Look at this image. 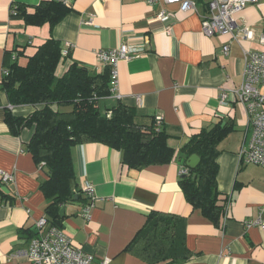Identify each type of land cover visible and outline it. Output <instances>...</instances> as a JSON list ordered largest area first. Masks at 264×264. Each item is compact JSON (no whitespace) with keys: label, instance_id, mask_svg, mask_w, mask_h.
Instances as JSON below:
<instances>
[{"label":"crops","instance_id":"0c3cea01","mask_svg":"<svg viewBox=\"0 0 264 264\" xmlns=\"http://www.w3.org/2000/svg\"><path fill=\"white\" fill-rule=\"evenodd\" d=\"M41 1L50 0H0V83L17 52L28 53L50 37L68 56L58 73L72 62L101 73L105 66L98 62V52L141 45L143 53L117 63L119 99L110 96V107L120 103L131 108L140 127L160 117L166 143L175 152L169 164L136 170L122 163L119 151L105 145L73 146L74 187L85 199L83 185L91 184L96 201L87 219L81 215L85 203L65 205L61 232L96 264H169L148 263L128 246L150 212L171 214L185 219V246L191 258L184 264H264V228L254 225H264V168L239 162V151L250 135L246 110L233 94L241 83L244 54L264 51L257 39L264 33V0L235 16V39L203 35L200 16L209 0H197L196 12L148 0H54L70 12L52 29L26 26L13 13L16 5ZM162 10L171 14L166 22L156 19ZM88 20L90 25L85 24ZM242 27L253 31V40L242 39ZM222 93L225 104L219 103ZM7 110L24 118L34 107L11 106L0 92V172L13 176V182L0 184V264H31L10 259V254L27 247V236L39 219L50 221L40 189L47 171L25 149L31 131L10 133L4 122ZM215 125L229 128L217 146V189L229 200L217 225L192 209L178 186L180 150L192 136Z\"/></svg>","mask_w":264,"mask_h":264},{"label":"trees","instance_id":"16d2710c","mask_svg":"<svg viewBox=\"0 0 264 264\" xmlns=\"http://www.w3.org/2000/svg\"><path fill=\"white\" fill-rule=\"evenodd\" d=\"M12 10L26 26L47 25L50 29L70 12L64 3L54 0L41 1L35 6L19 4ZM33 47L28 53L22 50L14 56V62L3 74L0 92L5 93L11 106H31L34 112L23 118L7 110L4 122L14 136L31 131L25 149L36 165L47 171V180L40 189L48 201V222L60 229L61 208L87 201L74 187L70 154L73 146L105 145L119 151L122 163L136 170L169 164L175 152L167 145L162 127L156 128L155 121L149 127L138 126L134 111L120 103L101 111L100 102L111 99L108 66L95 73L72 62L58 73L68 58L59 42L50 37ZM20 58L24 64L19 63ZM228 132L227 126L215 125L192 136L180 150L182 167L187 173L179 176L178 186L191 208L199 210L215 225L229 206L228 198L218 191L216 180L217 146ZM193 155L199 158V163L189 169L186 162ZM33 236L34 232H29L27 237L30 240ZM128 250L148 263L188 262L191 253L185 246V219L150 212Z\"/></svg>","mask_w":264,"mask_h":264},{"label":"built area","instance_id":"2783aa9c","mask_svg":"<svg viewBox=\"0 0 264 264\" xmlns=\"http://www.w3.org/2000/svg\"><path fill=\"white\" fill-rule=\"evenodd\" d=\"M197 0H148L149 4L162 2L167 6L176 5L181 12H196ZM257 0H209L206 13L200 16L201 31L204 36L229 35L236 38V18L247 6L253 5ZM171 14L165 10L160 11L156 19L166 22ZM92 20L85 24L90 25ZM242 39H254L253 31L247 27L239 29ZM258 42L264 47V33L258 36ZM227 47L223 48L226 53ZM143 46L122 44L118 48L100 51L97 54L98 62L110 68V96L119 99L117 63L128 61L143 53ZM6 71H4V75ZM236 102L242 105L247 114L250 135L248 144L243 146L238 154L241 165H252L264 168V51L247 52L244 54V67L240 85L233 90ZM226 95L219 96V103L225 104ZM139 101V98H136ZM108 117L110 115H107ZM156 128L162 127V119L155 117ZM187 173L186 168H181L179 175ZM13 182V176L0 172V184ZM87 199L82 206L81 215L88 218L90 210L96 201L95 190L91 184L86 183L82 188ZM254 225H264L257 221ZM34 236L28 241L27 247L14 251L10 259H26L31 264H96L94 257L75 247L70 239L60 229L50 226L45 217L39 219L34 226ZM104 264V263H101Z\"/></svg>","mask_w":264,"mask_h":264},{"label":"water","instance_id":"95a60500","mask_svg":"<svg viewBox=\"0 0 264 264\" xmlns=\"http://www.w3.org/2000/svg\"><path fill=\"white\" fill-rule=\"evenodd\" d=\"M198 163H199V158L196 155H193L190 158H188L186 162V166L189 169H194ZM63 213H64V208H61L60 215H63Z\"/></svg>","mask_w":264,"mask_h":264},{"label":"rangeland","instance_id":"374dc122","mask_svg":"<svg viewBox=\"0 0 264 264\" xmlns=\"http://www.w3.org/2000/svg\"><path fill=\"white\" fill-rule=\"evenodd\" d=\"M33 49H34V47H33ZM19 63L20 64H24V60L23 59H20ZM112 102L113 101H111L110 99H108V100H102L100 102V109H101V111L103 112L105 108L110 107L112 105Z\"/></svg>","mask_w":264,"mask_h":264}]
</instances>
